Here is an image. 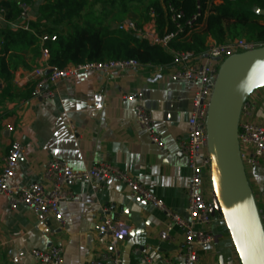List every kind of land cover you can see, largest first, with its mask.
<instances>
[{"label":"crops","instance_id":"0c3cea01","mask_svg":"<svg viewBox=\"0 0 264 264\" xmlns=\"http://www.w3.org/2000/svg\"><path fill=\"white\" fill-rule=\"evenodd\" d=\"M55 1L33 0L27 6L28 18L16 22L8 23L0 15V28L15 29L14 25L29 23L36 31L35 26L46 24L41 8ZM213 42L209 38L208 45ZM31 52L24 49L18 54L32 69L22 66L14 73L8 98L3 99L0 92V174L16 142L24 149L16 176L24 187L39 183L52 160L79 171L108 163L146 187L172 211L188 218L191 172L180 142L186 140L194 86L176 79L172 66H144L137 71L85 73L64 80L52 87L54 98L45 101L32 96V72L41 66V59ZM140 95L141 100L125 99ZM253 95L256 109L250 122L264 127V88ZM138 105L150 113L164 148L154 144L138 125ZM250 183L256 187L254 193L261 201L264 217V169ZM67 190L73 198L60 206L66 222L62 229L54 220L39 223L24 207L12 210L0 196V264H40L29 251L53 246L63 250V264H89L94 259L105 264L115 260L121 264H147V260L152 264L178 263L183 232L177 227L172 239L163 241L160 234L167 226L164 214L131 198L129 189L119 181L83 182ZM211 195L207 187L206 196ZM106 208L111 209V217L130 228L128 236L116 245L111 238L108 242L101 239L99 226ZM211 229L216 242L199 251L202 263L241 264L224 221L217 217Z\"/></svg>","mask_w":264,"mask_h":264},{"label":"built area","instance_id":"2783aa9c","mask_svg":"<svg viewBox=\"0 0 264 264\" xmlns=\"http://www.w3.org/2000/svg\"><path fill=\"white\" fill-rule=\"evenodd\" d=\"M22 13L19 19H27L28 7L21 6ZM172 20L178 22L183 14L170 6ZM5 14L1 10V17ZM152 18L139 26L135 21L126 20L119 24L116 30L133 37L145 39L151 45L160 46L173 55V74L178 80L192 84L195 92L192 98V109L187 122L186 140L180 142L181 152L186 159L187 167L191 172L187 188L189 217L184 218L168 208L165 203L152 194L128 174L116 169L108 163H101L89 170H75L68 164L59 160L48 162L44 168L42 180L29 186L20 185L17 180V170L23 155V146L16 142L4 160V168L0 174V196L6 198L9 207L17 210L24 207L35 214L39 223L54 220L62 229L66 222L62 216L60 206L72 200L68 186L79 183H100L104 180L114 179L129 189L130 197L139 199L158 209L167 219L166 230L160 234L163 241H170L175 228H179L184 235V243L178 254L177 264H204L199 251H204L213 246L216 236L211 229L214 218L211 216L213 207L211 198L206 196L207 187H211V159L208 153L207 118L213 86L222 63L234 55L264 48V41L246 40L244 38L230 41L225 44L213 42L208 45L207 51L202 56L192 52H176L169 47L175 35L161 36L155 24V12L151 10ZM4 19V18H3ZM196 20V17L194 18ZM188 25L192 27V22ZM16 30L32 33L38 39L40 47L41 66L32 72L34 89L32 96L42 100L54 98L53 86L64 80L80 76L85 73L109 74L113 71H137L144 66L133 60L89 62L72 65L63 69L52 67L49 64L50 51L48 44L57 41V35L49 33L38 34L29 23L14 25ZM182 26L178 25V33H183ZM126 100H141L142 96H127ZM256 109V102L251 97L242 107L239 122L238 140L241 146L242 161L247 170L264 169V127L253 124L250 120ZM137 123L145 131L151 141L164 148L154 120L142 106L135 108ZM261 211V210H260ZM111 209H104L99 231L110 233L112 244L128 236L130 228L115 217H111ZM262 216V215H261ZM223 220V219H222ZM264 225V217H262ZM29 255L40 264H63V250L53 246L48 250H31ZM89 264H105L104 261L94 259ZM112 264H121L115 260ZM147 264H152L147 260ZM172 264V263H168Z\"/></svg>","mask_w":264,"mask_h":264},{"label":"trees","instance_id":"16d2710c","mask_svg":"<svg viewBox=\"0 0 264 264\" xmlns=\"http://www.w3.org/2000/svg\"><path fill=\"white\" fill-rule=\"evenodd\" d=\"M106 1L116 6V0ZM131 1L123 0L117 4L122 15L128 13ZM215 1L220 3L216 4ZM32 2L0 0V11H5V21L16 22L22 13L21 6H28ZM87 2L56 0L41 8V16L46 24L40 28L35 26L36 32L57 35V41L48 44L49 64L52 67L63 69L89 62L119 60H133L143 66L162 69L172 66V53L151 45L145 39L109 31L102 26L97 28L89 22L85 27L80 26L83 18L81 11ZM170 6L183 14L178 22L172 20ZM151 10L155 12L154 21L160 35H175L169 47L176 52H192L200 57L207 51L209 38L219 44L240 38L264 41V24H261L264 21V0H155L147 8L148 14ZM62 22L67 23L71 30L61 31L49 25ZM189 22H192V27L188 25ZM178 25L182 26L184 32L177 35ZM24 49L31 50L36 58L41 55L38 39L32 33L10 27L6 30L0 28V83L3 86L0 92L3 99L10 95L14 73L22 66L32 69L18 54Z\"/></svg>","mask_w":264,"mask_h":264},{"label":"water","instance_id":"95a60500","mask_svg":"<svg viewBox=\"0 0 264 264\" xmlns=\"http://www.w3.org/2000/svg\"><path fill=\"white\" fill-rule=\"evenodd\" d=\"M262 88L264 48L228 58L216 76L206 124L211 159V216L223 219L241 264H264V225L238 140L242 107ZM101 235L104 242L111 236Z\"/></svg>","mask_w":264,"mask_h":264},{"label":"rangeland","instance_id":"374dc122","mask_svg":"<svg viewBox=\"0 0 264 264\" xmlns=\"http://www.w3.org/2000/svg\"><path fill=\"white\" fill-rule=\"evenodd\" d=\"M123 0H116V6L113 7L110 2L104 1V0H88L86 4H84L83 9L81 11L82 21L80 26H87L86 22L91 23L92 25L99 27H104L108 29L109 31L118 32L116 28L119 24H122L126 20H132L135 21L139 26H141L144 23H147L152 18L151 11L150 14H148L147 8L149 7L150 3L154 2L155 0H132L128 6V13L125 15H122L120 12V8L117 7V4L121 3ZM125 1V0H124ZM128 1V0H126ZM130 1V0H129ZM161 1L162 0H157ZM27 6V5H26ZM149 16V17H148ZM60 17V16H59ZM61 18V17H60ZM59 18V19H60ZM62 20V19H61ZM143 22V23H142ZM64 22L52 26L53 29H59L61 31L69 30L70 28L67 25V23L63 24ZM71 30V29H70ZM189 85L190 87H193L192 84L182 81ZM254 95L251 96V98ZM247 174L249 177V181L253 182V179L258 174V170H250L247 168ZM251 187L253 189V192H255L256 187L251 183ZM255 194V193H254ZM257 199L258 206H261V201L255 195ZM217 218V217H216ZM214 218V219H216Z\"/></svg>","mask_w":264,"mask_h":264}]
</instances>
